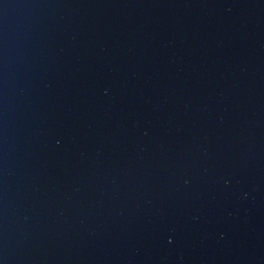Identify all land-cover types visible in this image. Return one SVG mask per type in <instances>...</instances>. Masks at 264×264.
<instances>
[{
  "label": "water",
  "instance_id": "obj_1",
  "mask_svg": "<svg viewBox=\"0 0 264 264\" xmlns=\"http://www.w3.org/2000/svg\"><path fill=\"white\" fill-rule=\"evenodd\" d=\"M0 264H264V0H0Z\"/></svg>",
  "mask_w": 264,
  "mask_h": 264
}]
</instances>
